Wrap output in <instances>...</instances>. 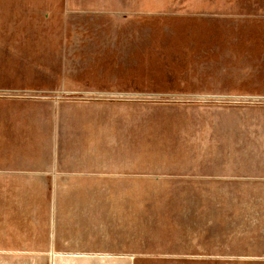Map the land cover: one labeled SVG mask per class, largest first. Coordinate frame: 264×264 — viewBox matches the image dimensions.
Listing matches in <instances>:
<instances>
[{"label":"crops","instance_id":"1","mask_svg":"<svg viewBox=\"0 0 264 264\" xmlns=\"http://www.w3.org/2000/svg\"><path fill=\"white\" fill-rule=\"evenodd\" d=\"M263 4L264 0H0V92L43 95L35 100L54 105L61 94L85 92L157 98L264 90V37L223 35L222 70L214 73L207 36L150 30L193 25L189 19L151 18L152 14L180 17L215 7L225 16V27L257 26ZM17 119L13 123L26 133L21 136L17 130L14 136L36 139L38 146L19 158L34 165L19 179L30 182L12 185H129L134 176V167L125 165L110 170L121 171L119 180L126 182L102 183L100 166L84 168L75 159H59L54 135L41 126L46 121ZM220 122L229 125L222 142L264 145V118ZM141 176L148 181L143 185L164 187L159 201L171 205L158 216V226L146 234L149 241L138 252L127 248L125 264H264V152L180 154L145 168Z\"/></svg>","mask_w":264,"mask_h":264},{"label":"rangeland","instance_id":"2","mask_svg":"<svg viewBox=\"0 0 264 264\" xmlns=\"http://www.w3.org/2000/svg\"><path fill=\"white\" fill-rule=\"evenodd\" d=\"M215 8L180 17L152 14L189 19L193 25L150 30L207 36L212 48L207 57L217 73L222 70L223 35L264 37V4L257 26L225 27V16ZM43 97L0 92V264H125L127 248L138 252L171 205L159 201L164 187L143 185L148 182L141 176L145 168L191 152H264V145L222 142L229 125L220 122L264 118V90L157 98L85 92L61 94L54 105L35 100ZM17 118L46 121L41 126L54 135L59 159H75L84 168L100 166L102 183L126 182L119 180L121 171L110 170L125 165L134 167V176L129 185H12L30 182L19 179L34 165L19 158L38 146L36 139L14 136L17 130L26 133L13 123Z\"/></svg>","mask_w":264,"mask_h":264}]
</instances>
